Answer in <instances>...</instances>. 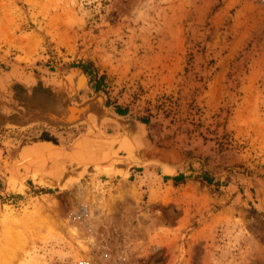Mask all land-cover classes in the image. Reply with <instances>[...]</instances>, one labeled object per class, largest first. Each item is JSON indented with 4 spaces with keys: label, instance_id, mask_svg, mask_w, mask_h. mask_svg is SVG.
<instances>
[{
    "label": "rangeland",
    "instance_id": "374dc122",
    "mask_svg": "<svg viewBox=\"0 0 264 264\" xmlns=\"http://www.w3.org/2000/svg\"><path fill=\"white\" fill-rule=\"evenodd\" d=\"M86 262L264 264V0H0V264Z\"/></svg>",
    "mask_w": 264,
    "mask_h": 264
},
{
    "label": "trees",
    "instance_id": "16d2710c",
    "mask_svg": "<svg viewBox=\"0 0 264 264\" xmlns=\"http://www.w3.org/2000/svg\"><path fill=\"white\" fill-rule=\"evenodd\" d=\"M75 66L79 67L85 74H87L88 76L91 77V82H93V87L95 88L96 92H100V91L105 90V87H106L105 79L106 78L104 75H99V74L95 73L92 63L81 62ZM109 104H110V102L107 101V105H109ZM116 111L120 115H125V114H127L128 109L124 108L120 105H117ZM143 121L147 122V119H143ZM42 139L52 140L54 142H57V139L55 137H49V135H47V134H44ZM168 178H172L173 180H175L176 183H181L186 179V176L184 174H178V175H175L173 177H168ZM202 178L208 182H212L211 181L212 179L206 173H204L202 175Z\"/></svg>",
    "mask_w": 264,
    "mask_h": 264
},
{
    "label": "built area",
    "instance_id": "2783aa9c",
    "mask_svg": "<svg viewBox=\"0 0 264 264\" xmlns=\"http://www.w3.org/2000/svg\"><path fill=\"white\" fill-rule=\"evenodd\" d=\"M86 264H89L88 262H86Z\"/></svg>",
    "mask_w": 264,
    "mask_h": 264
},
{
    "label": "bare ground",
    "instance_id": "6f19581e",
    "mask_svg": "<svg viewBox=\"0 0 264 264\" xmlns=\"http://www.w3.org/2000/svg\"><path fill=\"white\" fill-rule=\"evenodd\" d=\"M129 131V130H128Z\"/></svg>",
    "mask_w": 264,
    "mask_h": 264
}]
</instances>
